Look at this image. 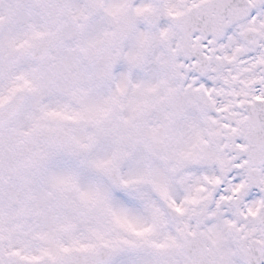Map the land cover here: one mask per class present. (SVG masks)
I'll return each mask as SVG.
<instances>
[{
    "label": "snow or ice",
    "instance_id": "1",
    "mask_svg": "<svg viewBox=\"0 0 264 264\" xmlns=\"http://www.w3.org/2000/svg\"><path fill=\"white\" fill-rule=\"evenodd\" d=\"M0 264H264V0H0Z\"/></svg>",
    "mask_w": 264,
    "mask_h": 264
}]
</instances>
